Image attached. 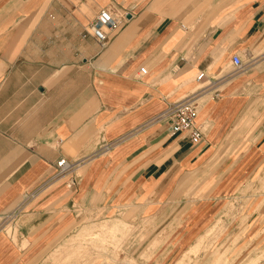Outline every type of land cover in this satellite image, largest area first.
Returning <instances> with one entry per match:
<instances>
[{
	"label": "crops",
	"instance_id": "1",
	"mask_svg": "<svg viewBox=\"0 0 264 264\" xmlns=\"http://www.w3.org/2000/svg\"><path fill=\"white\" fill-rule=\"evenodd\" d=\"M110 7L129 20L104 43L87 27ZM235 53L246 69L236 71ZM257 91L264 0H0V264H46L103 211L132 210L151 230L209 221L213 203L190 205L183 193L236 151L264 160ZM191 93L199 143L159 116ZM254 109L262 116L245 137ZM62 157L84 159L76 185L62 179L28 197Z\"/></svg>",
	"mask_w": 264,
	"mask_h": 264
},
{
	"label": "rangeland",
	"instance_id": "2",
	"mask_svg": "<svg viewBox=\"0 0 264 264\" xmlns=\"http://www.w3.org/2000/svg\"><path fill=\"white\" fill-rule=\"evenodd\" d=\"M123 20L118 28L129 17ZM225 67L232 68L230 61ZM258 92L252 103L264 107V94ZM252 112L258 117L245 137L252 135L262 116L255 109ZM239 153L222 159L213 175H201L209 178L184 191L190 205L204 200L215 206L213 217L201 226L189 231L178 221L151 230L153 223L135 221L132 210L103 211L80 222L46 264H264V160L241 158L236 156Z\"/></svg>",
	"mask_w": 264,
	"mask_h": 264
},
{
	"label": "built area",
	"instance_id": "3",
	"mask_svg": "<svg viewBox=\"0 0 264 264\" xmlns=\"http://www.w3.org/2000/svg\"><path fill=\"white\" fill-rule=\"evenodd\" d=\"M128 14L109 11V9L103 8L88 25L87 30L89 33L97 36L102 42L106 43L110 33L118 29L124 21L123 19L128 17ZM232 64L236 71H242L247 68V62L238 53L232 56ZM199 77H202V74ZM159 116L170 121V131L172 134L185 132L193 143H199L203 139V128L197 121L198 103L196 93L188 94L171 102L167 109ZM83 162L84 159L70 160L62 157L57 161L54 175L45 184L32 193L27 194V196L31 198L37 197L43 189L51 187L54 183L62 179H67V185L72 187L76 183L78 176L76 170Z\"/></svg>",
	"mask_w": 264,
	"mask_h": 264
},
{
	"label": "bare ground",
	"instance_id": "4",
	"mask_svg": "<svg viewBox=\"0 0 264 264\" xmlns=\"http://www.w3.org/2000/svg\"><path fill=\"white\" fill-rule=\"evenodd\" d=\"M112 227V226H111ZM101 236H106V235H104V234H101ZM128 262V261H127ZM128 264V263H127Z\"/></svg>",
	"mask_w": 264,
	"mask_h": 264
}]
</instances>
